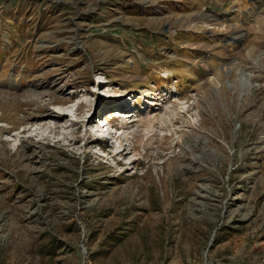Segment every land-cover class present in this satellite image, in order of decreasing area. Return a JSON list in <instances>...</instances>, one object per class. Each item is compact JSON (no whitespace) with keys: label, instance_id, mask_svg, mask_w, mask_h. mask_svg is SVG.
<instances>
[{"label":"rangeland","instance_id":"374dc122","mask_svg":"<svg viewBox=\"0 0 264 264\" xmlns=\"http://www.w3.org/2000/svg\"><path fill=\"white\" fill-rule=\"evenodd\" d=\"M177 1L0 0V264H264V0Z\"/></svg>","mask_w":264,"mask_h":264},{"label":"crops","instance_id":"0c3cea01","mask_svg":"<svg viewBox=\"0 0 264 264\" xmlns=\"http://www.w3.org/2000/svg\"><path fill=\"white\" fill-rule=\"evenodd\" d=\"M180 1V4L178 5L179 8L183 7L184 5L186 6V8L188 10H193V8H190L192 6H201V7H206V5L212 4L213 5V10L215 12H213L217 17H213V18H220V12L223 11L225 8L222 7V3L219 0H178L177 2ZM213 1V2H212ZM189 7H188V5ZM179 8H175V10H179ZM201 12H198L195 14V16L201 15ZM208 16L206 17H199V18H204L207 19ZM211 18V17H210ZM221 20V19H219ZM217 24H220V21L217 22ZM147 29H149L147 27Z\"/></svg>","mask_w":264,"mask_h":264},{"label":"bare ground","instance_id":"6f19581e","mask_svg":"<svg viewBox=\"0 0 264 264\" xmlns=\"http://www.w3.org/2000/svg\"><path fill=\"white\" fill-rule=\"evenodd\" d=\"M54 101L56 102V101H58V100H54ZM84 105H85V106H89V102H88V101L85 102ZM45 110H46V107H43V108L40 109L41 112H45ZM94 112H96V110H95ZM94 112H93V113H94ZM52 115H53L52 113L47 114V116H51L52 118H55V119H61V118H62V116H58L57 114H56L57 116H52ZM91 118H92V115L89 116V117H87V119H86L85 121L88 122V121H90ZM94 121H95V120H94ZM55 123H56V122H55ZM57 126H58V125H57ZM57 126H54V128L57 127ZM121 131H122V129H120V132H121ZM107 132H110V133H111V131H107ZM107 132H106V134H107ZM110 133H109V134H110ZM116 136H117V135H116ZM101 137H102V136H101ZM103 141H104V140H103ZM105 141H106V139H105ZM117 152H118V151H117Z\"/></svg>","mask_w":264,"mask_h":264}]
</instances>
